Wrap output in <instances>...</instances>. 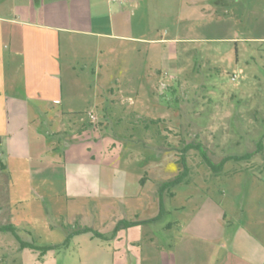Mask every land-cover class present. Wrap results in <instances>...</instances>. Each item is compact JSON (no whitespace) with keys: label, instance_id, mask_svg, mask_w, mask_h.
I'll return each instance as SVG.
<instances>
[{"label":"crops","instance_id":"1","mask_svg":"<svg viewBox=\"0 0 264 264\" xmlns=\"http://www.w3.org/2000/svg\"><path fill=\"white\" fill-rule=\"evenodd\" d=\"M245 2L0 0V158L5 160L0 162L8 172L5 201L15 206V210L4 211V178L0 176V212L6 221L41 237L34 227L35 215L45 216L38 210L40 200L63 195L70 203L66 212L59 214L61 221L56 227L61 223L69 228L87 226L109 235L120 220L144 221L121 228L108 238L95 237L91 232L73 235L67 246L78 248L71 256L75 255L80 264H264V208L233 211L234 227L227 212L210 203L194 211L192 218L158 225L164 213L170 212L161 202L159 187L150 197L145 178L98 162L91 147L78 149L80 143L71 138V120L79 111L95 116V124L87 118L90 128L99 134L102 129L114 134L113 120L121 112L131 114L132 119H146L151 104H157L150 97L151 89L159 83L156 78L145 80L142 76L137 86L143 98L137 101L129 96L128 107H122L121 100L114 98L113 87L106 95L103 85L95 91L98 85L87 82V77L80 80L77 70L95 76L121 64L112 57L114 51L133 59L137 44L166 41L153 36V23L163 21L160 15L168 17V7L180 23L205 15L218 17V7L244 9ZM234 15H238L237 10ZM148 70L151 74L158 71L152 66ZM63 72L72 90L66 97L62 92ZM167 116L163 112L158 119ZM76 131L82 135L85 124H79ZM56 156L62 161L61 171L56 169ZM57 173L61 188L56 194ZM226 173L236 175L240 171ZM104 203L112 205L105 213L100 208ZM42 223L45 230L53 231L46 218Z\"/></svg>","mask_w":264,"mask_h":264},{"label":"rangeland","instance_id":"2","mask_svg":"<svg viewBox=\"0 0 264 264\" xmlns=\"http://www.w3.org/2000/svg\"><path fill=\"white\" fill-rule=\"evenodd\" d=\"M245 3L244 9L218 7L220 16L215 18L205 15L180 23L172 7H168V17L160 15L163 21L153 23V36L166 41L150 46L137 44L133 59L124 52L118 55L114 51L112 57L121 64L112 65L109 71L98 72L95 76L78 70L75 73L80 80L87 77V82L98 85L95 91L101 90L99 87L103 85L105 95L113 87L114 98L121 100L122 107H128L129 96L137 101L143 98L142 89L137 86L142 76L145 80L156 78L159 81L150 95L157 104H151L152 110L145 115L146 119L141 116L132 119L131 114L126 116L121 112L113 120L114 134L104 133V129L102 134L94 132L84 111L74 113L71 120V138L80 143L78 149L89 146L98 162L114 164V168L119 167L123 173L145 178L150 197L162 182L182 170L179 159L185 145L200 144L216 164L226 155L253 151L262 140V152L248 160H228L216 174L197 149L184 152L189 168L188 181L162 192L161 202L170 212L164 213L158 225L174 222L177 218H192L194 211L210 203L225 210L234 227L233 211L264 208V0H246ZM236 10L238 15H234ZM151 66L158 71L151 74L148 70ZM61 78L63 96L71 95L67 73L63 72ZM163 112H167V118L158 119ZM82 122L86 131L79 136L76 127ZM2 150L0 148V157ZM3 158L0 161H5ZM57 158L56 169L61 171L63 164ZM228 170L240 173L231 175L226 173ZM0 172L4 178L1 184L5 195L4 211L8 213L15 210V206L5 201L8 172L6 169ZM54 187L57 194L61 188L59 173L55 176ZM67 203L70 201L63 195L40 200L38 210L45 216L35 215L34 227L41 237L18 229L20 237L39 245L47 241L60 244L67 234L66 226L55 225L61 221L59 214L66 212ZM111 206L104 203L100 208L105 213ZM43 218L54 226L53 231L44 229ZM2 223L7 221L5 214L0 212ZM0 246L4 248H0V259L3 258L0 264H80L75 255L71 256L78 248L50 249L40 257L36 250L19 248L8 232H0Z\"/></svg>","mask_w":264,"mask_h":264},{"label":"trees","instance_id":"3","mask_svg":"<svg viewBox=\"0 0 264 264\" xmlns=\"http://www.w3.org/2000/svg\"><path fill=\"white\" fill-rule=\"evenodd\" d=\"M190 148H195L198 150V152L200 153L202 159L206 162V164L212 169L213 172H218L219 170H221L222 166L224 165V163L228 160H234V161H240V160H248L251 159L253 156H255L256 154L262 152L263 150V145H262V140L258 141V143L256 144V147L253 151L242 154V155H226L224 157H222L218 163H213L208 156L206 155V153L204 152V150H202L201 145L200 144H187L185 145L182 150H181V156L179 161L181 162L182 165V170L179 171V173L177 175H175L173 178L164 181L160 184L159 186V192L162 194L163 191H165L166 189H168L171 186H175L179 183L182 182H187L188 181V166L185 162V158L183 153L186 152L188 149ZM0 169L1 170H5V166L0 162ZM144 221H139V220H120L116 223V225L114 226V228L112 229V231L110 232L109 235H104L102 233H99L98 231L87 227V226H78L75 225L72 228H69L67 225L66 229H67V234L66 237L64 239V241L60 244H48V245H39L37 244L34 240L32 241H26L23 240L19 233H18V228L10 223H2L0 224V232H8L10 234H12V236L15 238V240L18 243V247L19 248H30L33 250H36L39 252V256L41 257L42 255H44L48 250L50 249H56L59 247H66L69 243L70 238L75 235V234H79V233H83V232H91L93 236L95 237H99V238H108L109 237H113L116 232L121 229V228H127L129 226H133L139 223H142Z\"/></svg>","mask_w":264,"mask_h":264},{"label":"built area","instance_id":"4","mask_svg":"<svg viewBox=\"0 0 264 264\" xmlns=\"http://www.w3.org/2000/svg\"><path fill=\"white\" fill-rule=\"evenodd\" d=\"M114 1H125V0H114ZM88 116H89V118L92 120V121H94L95 120V116L92 114V113H88Z\"/></svg>","mask_w":264,"mask_h":264}]
</instances>
